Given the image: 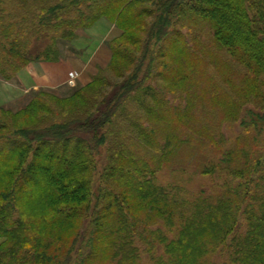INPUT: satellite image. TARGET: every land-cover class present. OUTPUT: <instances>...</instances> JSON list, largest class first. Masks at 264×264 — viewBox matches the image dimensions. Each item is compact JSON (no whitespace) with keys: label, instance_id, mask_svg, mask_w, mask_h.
<instances>
[{"label":"trees","instance_id":"trees-1","mask_svg":"<svg viewBox=\"0 0 264 264\" xmlns=\"http://www.w3.org/2000/svg\"><path fill=\"white\" fill-rule=\"evenodd\" d=\"M14 1L33 3V13L39 9V0ZM12 9L0 0L3 77L32 60L53 59L57 38L71 39L75 29L100 17L122 29L108 42V64L129 73L110 84L93 76L67 98L38 92L15 113L0 107V264H142L137 238L147 245L152 264H205L206 255L226 248L230 235L229 258L209 264H264V159L249 165L247 152L243 166L232 151L226 153L222 169L236 181L224 179L219 193L191 200L154 185L148 163L132 156L111 155L96 193L91 175L98 147L128 103L139 97L138 105L145 102L143 108L152 111L156 93L142 87L133 50H147L151 37L161 40L172 18L211 24L216 44L244 69L239 88L251 101L248 113L258 111L255 118L264 119V0H57L45 5L37 23L32 17L19 20L28 27L19 38L47 37L43 48L14 40L16 18L3 22ZM30 12L29 7L25 14ZM179 46L174 71L181 75L197 60L184 38ZM104 82L109 90L99 92ZM127 116H133L131 108ZM240 213L243 234L235 232ZM159 220L168 231L177 228L176 234L168 238L159 226L152 228ZM156 243L163 255L152 254Z\"/></svg>","mask_w":264,"mask_h":264},{"label":"rangeland","instance_id":"rangeland-1","mask_svg":"<svg viewBox=\"0 0 264 264\" xmlns=\"http://www.w3.org/2000/svg\"><path fill=\"white\" fill-rule=\"evenodd\" d=\"M23 2H26L25 5L18 4L14 0H5L7 6L13 9L4 13L7 16H3V22L14 20L12 17L16 18L17 34L14 40L18 42L24 40L28 46L37 45L43 48L50 41L47 37L45 40L41 36L40 38L35 36L34 38H19L23 30L28 28L27 24L22 25L19 20L23 16L25 19L32 17L34 23H37L45 5H53L57 0L37 1L39 9L35 13H33V3ZM28 5L32 8V12L25 14L26 9H29ZM101 18L109 22L106 30L111 26L112 29L116 28L119 31L110 40L120 35L121 28L107 17L99 19ZM149 19L146 20L149 21ZM85 29L84 27L75 29V36L71 39L57 38L55 46L59 53L52 57L53 59L29 62H49V66L45 65L42 70L50 71L53 78L50 80L55 85L31 92L26 104L38 92H43L45 97L53 99L54 97L67 98L75 90L90 82L93 76H101L109 80V83L104 82V85L97 86L99 92L108 91V84L120 80V74L129 73L119 68L123 67L122 65L110 66L109 58L105 65L98 66L89 81L83 84L77 82V72L72 67V64H76L71 59L74 56L78 58L79 50L73 43L76 38L84 35ZM166 31L161 40L151 37L147 50L142 47L133 50L136 56L135 72L138 78L143 80L142 87L149 85L156 93V98L150 100L153 109L148 112L143 108L145 102L139 106L140 98H134L133 102L128 103L125 114L116 117L119 121L112 123L107 132L106 141L98 147L95 153L94 168L91 173L95 193L100 186L101 177L106 173V167L109 166L111 155L132 156L135 161L138 159L146 161L148 163L146 172L148 176H153L154 185L163 188L166 193H178L181 198L186 197L187 200L195 198L200 193L204 196L219 193L224 179L236 181L227 174V169H222L224 166H221V163L224 162L226 153L232 151L234 161L237 160L243 166L248 156L249 165L255 164L254 161L257 158L261 161L264 159V119L255 118L258 111L253 110V115L248 113L247 109L252 107L251 101L246 102L248 96L244 92L245 89L239 88L243 80L241 76H243L244 69L221 46L216 44L211 24L207 20L188 21L172 18ZM183 38L186 46H190L189 51L194 53L190 58H195L197 64L193 63L195 64L193 69L191 67L188 73L180 75L174 71L176 68L174 66L178 65L180 55L178 51L181 50L179 45ZM132 66L127 67L130 69ZM184 66H191L190 62H186ZM70 72L75 74L74 83L65 81V84L60 85L59 82L65 75L68 81L67 77ZM15 75L3 77L0 74V83L2 80L14 78ZM136 95L141 97L142 93ZM144 97L141 98L144 99ZM22 105L23 102L20 100L11 105V108L0 107L5 111L15 113L26 106L21 107ZM16 107L18 109H15ZM130 108L133 116H127ZM6 117L10 118L8 114ZM45 117L46 120H52L47 118L48 116ZM136 120L138 125H132ZM237 138H239L238 142ZM207 166L208 170L212 171L204 173ZM139 168L144 167L141 164ZM150 170H153V173ZM157 226L165 232L168 238L176 234L177 228L168 231V225L163 220L157 221L152 228ZM245 230L246 223L240 213L239 226L235 232L243 234ZM230 238L231 235L222 252L210 253L204 257L205 264L222 262L229 258ZM136 244L140 248L142 264H152L151 252L146 250L147 245L138 238ZM152 254L154 256L163 255L162 244L156 243Z\"/></svg>","mask_w":264,"mask_h":264},{"label":"crops","instance_id":"crops-1","mask_svg":"<svg viewBox=\"0 0 264 264\" xmlns=\"http://www.w3.org/2000/svg\"><path fill=\"white\" fill-rule=\"evenodd\" d=\"M107 27H109V22L101 18L86 28L83 36L74 40L73 44L79 50V55L78 58L74 56L71 59L76 65L71 64L77 72V82L83 84L89 81L91 75L97 71L98 66H103L108 62L110 58L108 41L119 31L116 28L112 29L111 26L110 29L106 30ZM84 56L86 57L85 60ZM48 64L49 62L43 63L42 61L31 62L21 68L14 78L2 80L0 83V106L11 108V105L22 100L23 105L21 107H23L28 102L31 92L46 86L53 87L55 84L50 80L53 79L50 71L48 69V71L42 70V67L45 65L48 67ZM65 81L67 83L66 75L59 82L60 85L65 84ZM2 239L0 237V242Z\"/></svg>","mask_w":264,"mask_h":264},{"label":"built area","instance_id":"built-area-1","mask_svg":"<svg viewBox=\"0 0 264 264\" xmlns=\"http://www.w3.org/2000/svg\"><path fill=\"white\" fill-rule=\"evenodd\" d=\"M74 76H75V75H74L73 72H70V73H69V81H68L69 83H74V79H73Z\"/></svg>","mask_w":264,"mask_h":264}]
</instances>
